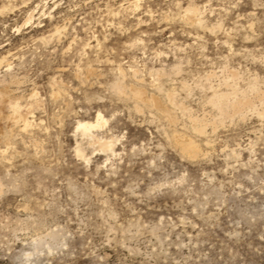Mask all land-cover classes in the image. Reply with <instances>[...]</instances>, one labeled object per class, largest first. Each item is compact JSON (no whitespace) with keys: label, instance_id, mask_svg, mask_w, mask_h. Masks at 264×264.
I'll return each instance as SVG.
<instances>
[{"label":"rangeland","instance_id":"1","mask_svg":"<svg viewBox=\"0 0 264 264\" xmlns=\"http://www.w3.org/2000/svg\"><path fill=\"white\" fill-rule=\"evenodd\" d=\"M0 264H264V0H0Z\"/></svg>","mask_w":264,"mask_h":264},{"label":"bare ground","instance_id":"2","mask_svg":"<svg viewBox=\"0 0 264 264\" xmlns=\"http://www.w3.org/2000/svg\"><path fill=\"white\" fill-rule=\"evenodd\" d=\"M122 71V70H121ZM124 72V71H123ZM129 88V87H128ZM131 89V88H130ZM134 90H136V89H134ZM143 91H140V89L139 90H136V91H134V95L138 98V99H140L141 101H144V102H146V101H149V102H151V103H153L154 104V106L158 109V110H160V111H163V115L169 120V122H171V123H174L175 121H176V118L174 117V115L172 114L173 113V111H172V113H171V111L169 110H167V109H165V108H163V107H161L159 104H157V102H156V100H154V99H150V100H146L145 98L146 97H144L143 96V93H142ZM172 92V91H171ZM146 93V92H145ZM169 93V92H168ZM133 95V96H134ZM167 95V96H166ZM174 94L173 93H171V94H165V96L167 97V98H165V100L167 99V101L171 104L170 106H174L176 109H180L181 110V112L182 111H187V108L183 105V104H179L178 102H176V99L174 98L175 97V95L173 96ZM135 98V97H134ZM138 101V100H137ZM159 101V100H158ZM151 103H149V104H151ZM161 103V102H160ZM180 110H178V111H180ZM202 113V112H201ZM187 114V113H186ZM183 115H184V113H183ZM183 115H182V117H183ZM190 115H191V113H190ZM192 116V115H191ZM193 117V116H192ZM196 117V116H195ZM189 119V118H188ZM202 119V118H201ZM208 119V118H207ZM206 119V120H207ZM206 120H204V117H203V120H199L198 118H195V119H192V126L194 127V130H196V131H198L199 133H203V132H205L206 133V131H205V128H206V125H208L207 123V121ZM189 123H190V121H188ZM103 124V123H102ZM102 126V125H101ZM97 127H100V122H98L97 123V125H94V124H88V123H81L80 124V128H82V132H84L86 135L87 134H90L91 135V131L94 129V128H97ZM193 130V131H194ZM195 132V131H194ZM198 134V133H197ZM213 134V133H212ZM200 135V134H199ZM181 137H183V136H181ZM181 137H179V136H176V137H173V138H175L176 139V142H177V144L179 145V147H180V149L184 152V153H187V154H189V155H196V154H198V152H199V149H198V145L196 146L195 144H194V142H192V139L191 140H189V138H187L186 139V137H183V138H181ZM208 144V143H207ZM101 146L103 147V149H106V150H112L113 149V144L111 143V142H104V143H102L101 144ZM209 146V145H208ZM200 153V152H199Z\"/></svg>","mask_w":264,"mask_h":264}]
</instances>
